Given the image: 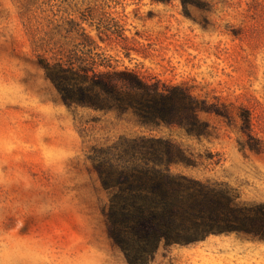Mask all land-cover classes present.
Masks as SVG:
<instances>
[{
    "label": "rangeland",
    "instance_id": "374dc122",
    "mask_svg": "<svg viewBox=\"0 0 264 264\" xmlns=\"http://www.w3.org/2000/svg\"><path fill=\"white\" fill-rule=\"evenodd\" d=\"M82 23L118 68L198 99L188 122L146 126L132 113L69 106L40 64ZM120 31L124 36L105 32ZM183 116L189 119L182 108ZM171 139L173 170L227 182L264 202V0H0V264H128L108 234V199L89 155L120 135ZM151 264H264V240L236 232L158 249Z\"/></svg>",
    "mask_w": 264,
    "mask_h": 264
},
{
    "label": "trees",
    "instance_id": "16d2710c",
    "mask_svg": "<svg viewBox=\"0 0 264 264\" xmlns=\"http://www.w3.org/2000/svg\"><path fill=\"white\" fill-rule=\"evenodd\" d=\"M65 28L75 40L69 48L41 45L40 64L69 106L132 113L140 124L157 126L187 120L188 130L204 134L198 99L174 88H161L136 71L118 68L97 50L90 30L76 19ZM105 32L124 36L120 31ZM185 108L189 119L182 118ZM249 148L264 152L250 137ZM108 199L103 207L108 234L128 264H151L160 246L190 244L212 234L236 232L264 240V202L240 200L227 182L201 180L173 170L189 165L186 151L155 135H120L89 155Z\"/></svg>",
    "mask_w": 264,
    "mask_h": 264
}]
</instances>
